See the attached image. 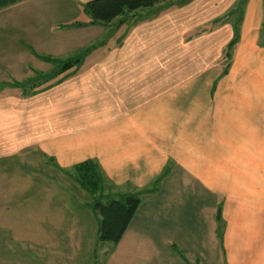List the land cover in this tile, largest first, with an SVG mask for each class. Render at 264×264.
<instances>
[{
  "label": "crops",
  "instance_id": "crops-1",
  "mask_svg": "<svg viewBox=\"0 0 264 264\" xmlns=\"http://www.w3.org/2000/svg\"><path fill=\"white\" fill-rule=\"evenodd\" d=\"M91 1L0 11V90L88 51L34 95L0 92V264H264V0L239 23L242 0H191L108 26L90 25ZM51 10L36 42L14 26ZM87 160L104 196L141 199L111 249L75 177Z\"/></svg>",
  "mask_w": 264,
  "mask_h": 264
},
{
  "label": "trees",
  "instance_id": "trees-1",
  "mask_svg": "<svg viewBox=\"0 0 264 264\" xmlns=\"http://www.w3.org/2000/svg\"><path fill=\"white\" fill-rule=\"evenodd\" d=\"M23 0H0V11L14 6ZM191 0H94L84 5V12L91 18L90 25L101 24L108 26L121 18L122 25L129 18L141 17L148 19L152 15L163 11L167 4L188 3ZM245 0H242L236 10L237 23L240 22L241 7ZM141 11V12H140ZM145 12V13H142ZM86 23H75L74 27H85ZM119 25V26H120ZM240 39L238 24L235 27V36L228 45L225 52V59L231 60L232 52ZM88 51H82L77 57L60 61L52 57H42L46 62L56 66L50 73H37L31 79L23 82L4 83L2 87L19 88L24 96L34 95L45 84L54 80L64 72L74 67H79ZM228 69L226 70V73ZM32 82H35L33 85ZM37 82V83H36ZM74 173L76 180L93 197V211L99 221V237L102 243H109L116 247L126 234L134 216L136 215L141 199L137 196H123L120 198L104 196L105 181L99 165L93 160H87L75 166ZM107 197V198H106ZM220 219V211L217 216ZM221 238V233H220ZM98 264V263H97Z\"/></svg>",
  "mask_w": 264,
  "mask_h": 264
},
{
  "label": "rangeland",
  "instance_id": "rangeland-1",
  "mask_svg": "<svg viewBox=\"0 0 264 264\" xmlns=\"http://www.w3.org/2000/svg\"><path fill=\"white\" fill-rule=\"evenodd\" d=\"M40 12V11H39ZM141 12V11H140ZM38 13V12H37ZM37 13H35V12H32L31 14H27V15H25V17L22 19V17H19V18H16L15 19V23L14 24H16V25H14L15 27H19L20 28V26L21 25H23V26H29L30 24H31V27H28V28H24V33H23V35H22V37H28L29 35V30H33L34 31V33H33V38L35 39V42L37 41V38H38V36L40 37V38H42V34H40V35H36V37H35V26H37L36 27V30H38V28L39 29H42L43 27H44V25L45 24H43V21H45L46 19L48 20V23H49V21H50V19H52V18H55V19H57L59 16H58V12L56 13V10H51V11H49V12H47V11H41L40 12V14H37ZM47 13V14H46ZM51 14H53V16H51ZM60 18V17H59ZM63 19H65L64 17H63ZM119 19H121V18H119ZM42 21V25H38L39 24V22H41ZM116 21H118V20H116ZM115 21V22H116ZM114 22V23H115ZM117 24H114V26H116ZM33 39V40H34ZM38 42H40L39 40H38ZM38 44V43H37ZM40 44V46L42 47V48H44V47H46V43L45 42H40L39 43ZM262 44H264V43H262ZM9 49V48H8ZM227 49V48H226ZM226 49H225V51H224V54H223V57H222V61L223 62H226V70L227 69H229V66H230V64H231V62H232V60L234 59V56H235V50H233V52H232V58H231V60H226L225 59V52H226ZM10 49H9V51H7V52H5V54H9L10 53ZM53 51L54 52H56L54 49H53ZM71 56H75V55H71ZM51 68L52 69H55L56 68V66L55 65H53V67L51 66ZM53 71V70H52ZM35 71H29V70H27V72L25 73V74H27L28 76L27 77H25V78H27L26 80H28V79H31L35 74H33ZM47 73H50V71L49 72H47ZM46 73V74H47ZM24 74V73H23ZM45 74V73H44ZM32 76V77H31ZM22 79H20L19 81L20 82H23V80L21 81ZM25 81V80H24ZM35 82H32V84L31 85H33ZM37 83V82H36ZM245 84H247L248 85V83H245ZM263 87H264V82H263ZM15 89H19V88H15ZM1 90H5V88L4 87H1ZM1 90H0V92H1ZM9 90V89H8ZM19 92V91H18ZM98 243H100V244H103V245H105V247H104V249L106 248V249H108V247L110 248L111 246L113 247V245L112 244H109V243H102L101 241H100V237L98 236ZM100 248L102 249V247L100 246ZM100 248H98V250L99 251H101V249ZM111 249V248H110Z\"/></svg>",
  "mask_w": 264,
  "mask_h": 264
}]
</instances>
